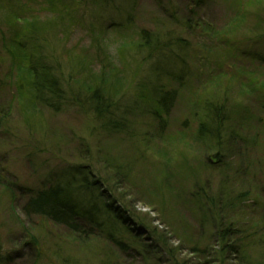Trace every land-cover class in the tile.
<instances>
[{"label":"rangeland","instance_id":"rangeland-1","mask_svg":"<svg viewBox=\"0 0 264 264\" xmlns=\"http://www.w3.org/2000/svg\"><path fill=\"white\" fill-rule=\"evenodd\" d=\"M109 1L52 8L46 0H0V117H8L0 126V264H58L65 256L83 264L108 257L143 264L109 244L74 245L62 228L25 214L36 191L79 165L124 202L142 240L151 229L169 236L171 255L158 248L156 256L264 264V0H206L199 9L192 0ZM13 12L50 23L42 45L66 86L83 98L104 85L113 123L79 106L55 112L25 88L19 94L3 41L25 30L7 21ZM130 14L132 24L112 26ZM142 29L169 40L168 48L147 60L137 51ZM173 90L176 101L163 115L157 100ZM212 102L222 104L220 144L199 132ZM203 192L217 201L208 212L197 199ZM225 226L231 252L223 250ZM197 245L207 248L205 256L193 253Z\"/></svg>","mask_w":264,"mask_h":264},{"label":"trees","instance_id":"trees-1","mask_svg":"<svg viewBox=\"0 0 264 264\" xmlns=\"http://www.w3.org/2000/svg\"><path fill=\"white\" fill-rule=\"evenodd\" d=\"M46 1L52 8L56 5L59 6V4L64 6L71 3V0ZM103 1L107 2V0ZM112 1L110 0L109 3ZM192 2H194L192 7L199 9L206 0H192ZM192 7L189 10V15H194L196 12V9ZM13 14L7 21L13 19L10 23L22 22L21 24L24 23L23 28L25 30L19 35L13 33L10 38L3 39V41L11 58V67L15 68L19 74V77H17L18 81H16L19 94L25 88L30 93L33 102H38V104L55 112H62V109L66 107L79 106L82 109L88 108L97 117L103 119L109 118L111 120L114 113L111 109L113 107L111 92L108 90L110 92H108V96L104 85L87 89V95L83 96V98L81 94L73 92L71 88L66 86L61 69L49 57L46 52V44H44L45 47L42 45V41L47 42L42 36L46 34L47 29L51 28L50 23L42 22L38 18L28 20L19 14L14 12ZM60 18L63 19L62 17ZM125 20L122 23L111 24L113 27H121L126 22L127 24H132V15H128ZM140 39L141 42L137 45V51L140 53L146 51L148 55L147 60L163 53L169 45V40L162 41L158 37V34H154L147 29L141 30ZM97 51L105 52V49L101 47ZM23 71H26L27 74L24 75ZM21 77H24V79ZM259 86L264 90V82L259 83ZM70 92L76 95L72 94L70 97ZM176 98L177 93L175 90L161 92L157 105L163 115L169 114ZM207 112V120L201 124L199 132L204 136V140H212L220 144L218 131H220L222 123L220 122L219 126L217 119L221 115L223 116L222 104L214 102L208 104ZM6 116H4V120H1L2 116L0 117V126L3 121L6 122L8 118ZM242 195L247 196V193ZM197 199H199L203 207H207L203 211L208 212V209L213 210L217 207V201L214 198H210L204 192L199 194ZM127 208L124 202L114 196L108 184L98 177L95 172L79 165L71 166L63 174L57 176L55 182L49 187L36 191L28 200L23 210L28 217L43 218L52 225L62 228L68 236L70 235L71 238H74L71 240L65 236L66 240L77 246H82V242L86 244L93 240L95 241L94 244L98 242L109 244L115 249L117 254L134 259L139 258L143 264H187V261L183 259H167L164 256H156L154 251L158 248H165L168 255H171V251L166 243L169 236L151 229L148 234L149 237L142 240V233L139 228L140 224H133V217L135 216ZM205 222V225H210L209 219H205ZM134 225L136 227H132ZM228 229L229 227L227 226L226 230L220 233L223 242L228 241L230 238ZM59 230L62 231L61 229ZM133 245H137L138 249H135ZM200 245L194 246L193 253L197 255L203 253L202 255L205 256L207 248L205 251H201ZM234 249L235 245L228 241L223 250L224 252H231ZM103 252L111 255L108 251L104 250ZM42 257V252H38L36 261ZM115 262V258L108 257L106 260H101L100 264H113ZM50 264L57 263L52 261ZM58 264L83 263L73 257L65 256L62 257L61 262Z\"/></svg>","mask_w":264,"mask_h":264}]
</instances>
